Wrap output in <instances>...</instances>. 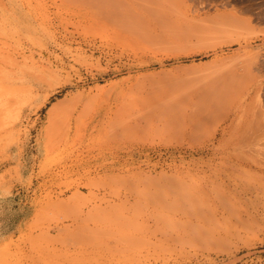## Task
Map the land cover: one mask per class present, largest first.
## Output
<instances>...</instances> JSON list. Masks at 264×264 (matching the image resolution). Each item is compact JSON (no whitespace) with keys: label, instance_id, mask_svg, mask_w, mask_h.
<instances>
[{"label":"rangeland","instance_id":"obj_1","mask_svg":"<svg viewBox=\"0 0 264 264\" xmlns=\"http://www.w3.org/2000/svg\"><path fill=\"white\" fill-rule=\"evenodd\" d=\"M15 213L0 264H264V0H0Z\"/></svg>","mask_w":264,"mask_h":264},{"label":"bare ground","instance_id":"obj_2","mask_svg":"<svg viewBox=\"0 0 264 264\" xmlns=\"http://www.w3.org/2000/svg\"><path fill=\"white\" fill-rule=\"evenodd\" d=\"M138 9V8H137ZM124 10V9H123ZM236 89V88H235ZM232 86L221 90L220 93L217 95L212 96L209 100H206L200 104H197V106H193L194 109H192V112L194 116L199 120L204 115L212 112L216 107L219 105L228 103L229 99L235 94V90ZM243 89V88H242ZM241 90V89H240ZM178 105V104H177ZM194 105V104H192ZM191 106V108H193ZM173 106V105H172ZM167 109V108H166ZM186 109V108H185ZM171 110V109H170ZM172 111V110H171ZM173 112V111H172ZM189 119V118H188ZM197 120V121H198ZM69 121V120H68Z\"/></svg>","mask_w":264,"mask_h":264},{"label":"crops","instance_id":"obj_3","mask_svg":"<svg viewBox=\"0 0 264 264\" xmlns=\"http://www.w3.org/2000/svg\"><path fill=\"white\" fill-rule=\"evenodd\" d=\"M25 183H27V180H25ZM18 194H19V192L14 194V196H17ZM18 209L19 208L17 207V210ZM14 211H15V209H14ZM13 216H16V217L14 219H12V221L8 225V228L0 225V239L4 238L6 236H9V235H14L15 231H17L21 228L22 220L20 219V215L15 213ZM8 229H9V231L7 232Z\"/></svg>","mask_w":264,"mask_h":264}]
</instances>
